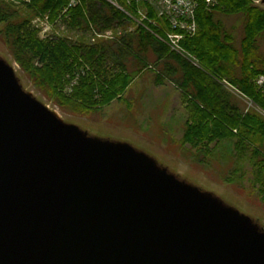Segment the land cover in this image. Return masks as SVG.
I'll return each instance as SVG.
<instances>
[{"label": "water", "instance_id": "1", "mask_svg": "<svg viewBox=\"0 0 264 264\" xmlns=\"http://www.w3.org/2000/svg\"><path fill=\"white\" fill-rule=\"evenodd\" d=\"M247 224L143 153L60 123L0 57V264H264Z\"/></svg>", "mask_w": 264, "mask_h": 264}, {"label": "trees", "instance_id": "2", "mask_svg": "<svg viewBox=\"0 0 264 264\" xmlns=\"http://www.w3.org/2000/svg\"><path fill=\"white\" fill-rule=\"evenodd\" d=\"M70 1L0 0V38L34 85L56 105L89 113L120 101L133 82L153 73L155 85L170 82L180 92L181 143L190 156L203 168L219 162L225 181L248 180L263 201L264 82L257 81L264 77V8L256 0H196L197 31L179 41L180 54L167 42L169 22L146 0H114L121 8ZM240 14L237 41L225 18ZM34 18L113 36L95 43L41 37ZM239 97L260 112L241 108Z\"/></svg>", "mask_w": 264, "mask_h": 264}, {"label": "rangeland", "instance_id": "3", "mask_svg": "<svg viewBox=\"0 0 264 264\" xmlns=\"http://www.w3.org/2000/svg\"><path fill=\"white\" fill-rule=\"evenodd\" d=\"M255 4L264 8V0H256ZM242 18L241 14L225 18L227 26L235 29L237 41L240 38ZM43 19L32 20L41 37L59 35L72 41L84 40L88 43L104 39L93 33L69 30L61 23ZM261 48L264 51V43ZM0 57L15 73L22 92L55 115L60 123L77 126L89 135L92 143L113 147L127 145L143 153L160 172L173 174L178 182L191 186L202 195H210L220 208L233 210L247 218L250 228L254 229L257 225L264 231V199L262 201L257 195L255 187L248 180L242 184L225 181L222 164L215 161L203 168L190 156L189 146L182 145L186 116L180 92L172 83L155 85L154 74L144 73L142 78L127 88L120 101H114L96 112L83 113L76 108L56 105L38 89L14 60L1 38ZM238 99L241 108L257 109L260 112L247 98Z\"/></svg>", "mask_w": 264, "mask_h": 264}, {"label": "built area", "instance_id": "4", "mask_svg": "<svg viewBox=\"0 0 264 264\" xmlns=\"http://www.w3.org/2000/svg\"><path fill=\"white\" fill-rule=\"evenodd\" d=\"M146 1L154 7L159 17L165 18L169 22L172 31L167 33V42L172 50L182 54L183 50L179 46V41L185 36L194 35L197 30L195 19L196 0ZM76 2L77 0H71L69 5H74ZM263 81V77L258 80L259 83Z\"/></svg>", "mask_w": 264, "mask_h": 264}]
</instances>
